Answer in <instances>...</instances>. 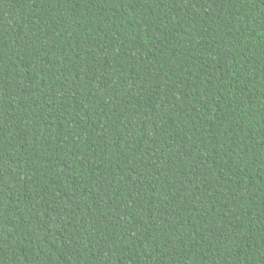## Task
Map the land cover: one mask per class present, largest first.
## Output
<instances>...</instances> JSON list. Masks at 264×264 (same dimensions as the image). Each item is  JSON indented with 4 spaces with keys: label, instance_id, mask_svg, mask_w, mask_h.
Wrapping results in <instances>:
<instances>
[{
    "label": "trees",
    "instance_id": "16d2710c",
    "mask_svg": "<svg viewBox=\"0 0 264 264\" xmlns=\"http://www.w3.org/2000/svg\"><path fill=\"white\" fill-rule=\"evenodd\" d=\"M0 264H264V0H0Z\"/></svg>",
    "mask_w": 264,
    "mask_h": 264
}]
</instances>
